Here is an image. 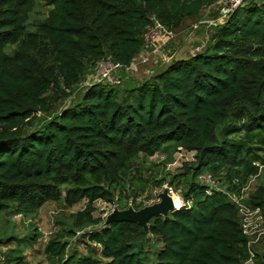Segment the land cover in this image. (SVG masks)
Returning <instances> with one entry per match:
<instances>
[{"label": "trees", "instance_id": "obj_1", "mask_svg": "<svg viewBox=\"0 0 264 264\" xmlns=\"http://www.w3.org/2000/svg\"><path fill=\"white\" fill-rule=\"evenodd\" d=\"M36 1L0 0V216L14 207L35 215L49 202L67 209L84 202L74 228L45 246L49 264L249 261L238 209L225 192L209 193L200 178L212 174L238 192L260 175L255 163L264 168V0H247L225 27L216 26L204 52L173 60L135 87L90 85L78 104L39 127L52 84L68 97L105 57L129 66L154 18L177 34L216 0H44L52 6L48 18L30 32L25 10ZM16 45L15 55L7 54ZM48 56L53 66L44 65ZM166 146L196 151V162L183 166L185 206L149 223L160 245L152 256L132 242L136 235L149 240L143 227L128 222L78 237L88 255L69 252L65 239L77 238L76 229L103 224L96 202L145 194L150 179L135 163ZM253 190L248 203L264 217V181ZM255 258L264 264V255Z\"/></svg>", "mask_w": 264, "mask_h": 264}, {"label": "rangeland", "instance_id": "obj_2", "mask_svg": "<svg viewBox=\"0 0 264 264\" xmlns=\"http://www.w3.org/2000/svg\"><path fill=\"white\" fill-rule=\"evenodd\" d=\"M256 1L261 2L263 0ZM226 2H229V0H216L212 5L206 7L198 17L186 21L182 25L181 29L177 31V36L171 45L164 50L169 62H164L160 57L156 56L150 59L147 65L142 66L132 74L121 73L123 80L122 85L127 88L135 87L140 83L156 77L161 71L166 69L173 60L186 59L191 57L194 53L204 52L208 46H210L209 43L213 42L216 33L215 27L217 25H223L229 20L226 21L223 19L221 14V10ZM51 8L52 6L44 0H37L32 6L27 8L25 10V17L28 31L38 32L41 25L47 20ZM19 49L20 47L18 45L11 46L6 52L13 56ZM44 65L53 66V57L48 56ZM94 69L95 67L91 66L87 68L81 83L68 97L62 95L60 85L57 83L52 84L47 95L49 98V110L39 112L38 120L34 126H43L50 121V119L55 118L63 109L78 104L86 92L85 89L90 86L88 84L93 81L89 76L94 73ZM227 126L228 123L221 127L219 129V134H221ZM241 135L234 136L237 138ZM176 152L177 148L174 146L165 147L163 151L151 158L142 156V158L135 163V168L140 169L144 178L150 179V185L147 187V191L145 194L140 195H146L148 199H154V197L160 196V194L168 190V188H172L176 195L177 207L182 208L186 204L184 195L188 187L183 177H181L186 173L183 167L186 164L184 163L185 165L183 164L178 167L173 164ZM189 165L191 166V164ZM188 180H190V178H188ZM249 181L251 195V193L254 192L253 189L255 186L257 187L258 184L260 185L264 181V168L261 169V173L258 177L251 178ZM234 182H236V180H234ZM134 195H136V193L131 191V197L124 199L120 204H116L117 201L112 204L104 201L96 202L95 218L102 219L103 224L100 226L90 225L82 231L81 229H76L78 232L77 238L65 239L70 243L69 252L76 249L81 255H88V247L83 242L78 241V237L88 232L100 230L103 226L107 225L108 220L116 211L128 209L127 202L130 199H135ZM84 205L83 202L71 209H67L60 203L49 202L35 215L22 214V218H16L20 213L15 212V207L12 208L10 212L1 215L0 264H17L19 261L23 264H49L45 252V246L47 244L44 239L49 241L56 238L60 232L74 228L75 215L84 208ZM39 228H42L44 232H40ZM146 233L149 240H141L139 235H136L132 242L137 250L143 245L141 248L142 252L152 256L153 252L158 249L160 245L149 236V231ZM256 251L264 255V242L256 247Z\"/></svg>", "mask_w": 264, "mask_h": 264}, {"label": "built area", "instance_id": "obj_3", "mask_svg": "<svg viewBox=\"0 0 264 264\" xmlns=\"http://www.w3.org/2000/svg\"><path fill=\"white\" fill-rule=\"evenodd\" d=\"M244 0H229V2L224 3V7L221 10L222 18L226 21L230 16L243 5ZM177 34L172 29L160 23L154 18L152 24L147 27L144 33V48L139 56H137L129 66H124L118 62H115L110 57H105L95 66L94 73L89 77L93 80L92 83L88 85H93L96 83H109L112 85H122L123 80L121 73L132 74L139 70L142 66L147 65L150 59L158 56L164 62H169L167 55H165L164 50L167 49ZM196 54V53H194ZM196 162V151H190L183 147H178L175 155V166H182L184 163H194ZM261 169L259 163H255ZM201 182L203 185L208 187L209 193L213 190L223 191L226 193L227 197L232 204L238 209L241 226L244 235L248 238V247L250 251V260L245 264H255L256 263V247L264 242V217L262 215L260 208H253L248 203V197L250 195V184L243 187L240 191H229L226 187H221L219 182L212 174H207L201 177ZM168 187V186H167ZM170 196L175 200V193L172 188H168ZM160 202V196L154 197V199H148L147 196L140 195L136 199H130L128 203V209L132 208L134 210H140L147 206H152ZM175 204V201H174ZM176 206V205H175ZM176 209H180L176 207ZM22 218L23 215L20 214L16 218ZM40 232H44L42 228H39ZM46 244L49 242L44 239Z\"/></svg>", "mask_w": 264, "mask_h": 264}, {"label": "water", "instance_id": "obj_4", "mask_svg": "<svg viewBox=\"0 0 264 264\" xmlns=\"http://www.w3.org/2000/svg\"><path fill=\"white\" fill-rule=\"evenodd\" d=\"M247 0L243 1V4ZM226 23L223 25H217L219 28L225 27ZM176 206L174 204L173 198L170 196L168 190H165L160 194V202L152 206L144 207L140 210H134L132 208L124 211H116L108 220L110 222H128L138 224L143 229L149 231V223L155 217L168 218L173 212H175Z\"/></svg>", "mask_w": 264, "mask_h": 264}, {"label": "crops", "instance_id": "obj_5", "mask_svg": "<svg viewBox=\"0 0 264 264\" xmlns=\"http://www.w3.org/2000/svg\"><path fill=\"white\" fill-rule=\"evenodd\" d=\"M192 19H194V18H192ZM189 20H191V19H188L187 21H189ZM185 22H186V21H185ZM185 22H184V23H185ZM166 147H168V146H166ZM164 148H165V147H164ZM162 151H163V150H162ZM257 247H258V246H257ZM258 252H259V251H258ZM258 254H259V253H258ZM260 254H261V253H260Z\"/></svg>", "mask_w": 264, "mask_h": 264}, {"label": "bare ground", "instance_id": "obj_6", "mask_svg": "<svg viewBox=\"0 0 264 264\" xmlns=\"http://www.w3.org/2000/svg\"><path fill=\"white\" fill-rule=\"evenodd\" d=\"M174 201H175V205H176V207H177V203H176V197H175V200H174Z\"/></svg>", "mask_w": 264, "mask_h": 264}]
</instances>
